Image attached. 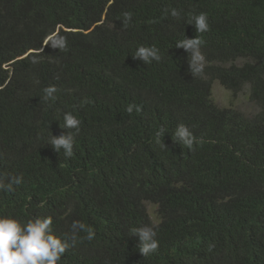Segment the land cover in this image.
<instances>
[{"label": "trees", "instance_id": "trees-1", "mask_svg": "<svg viewBox=\"0 0 264 264\" xmlns=\"http://www.w3.org/2000/svg\"><path fill=\"white\" fill-rule=\"evenodd\" d=\"M201 12L196 33L187 19ZM195 36L192 76L176 45ZM140 45L160 61L133 59ZM213 81L232 97L246 86L257 111L215 105ZM65 111L81 120L71 158L46 144L74 131ZM178 123L191 150L173 141ZM13 177L0 215L51 217L61 237L73 222L93 230L58 264H264V0H0V183ZM145 225L159 247L143 257L130 229Z\"/></svg>", "mask_w": 264, "mask_h": 264}, {"label": "clouds", "instance_id": "clouds-1", "mask_svg": "<svg viewBox=\"0 0 264 264\" xmlns=\"http://www.w3.org/2000/svg\"><path fill=\"white\" fill-rule=\"evenodd\" d=\"M174 18H179L180 13L176 9L171 10ZM131 19L130 14H125L124 23L127 24ZM187 24L193 25L196 33H204L209 29L208 17L206 13L190 14ZM203 41L195 36L194 38L184 37L180 40L176 47L182 48L188 54L189 71L192 76H197L203 72V56L200 48ZM53 47H66V38H58ZM133 59L143 61L149 64L152 61L159 62L161 55L159 49L155 46H138L131 54ZM54 86L44 89V99L54 100L56 92ZM135 105H128L126 111L131 114ZM63 128L74 131H63L60 135H52L50 133L47 143L56 153L63 151L66 158L74 155L73 148L75 143V135L78 134L81 120L73 113V111H65L62 113ZM165 132L157 133V142L163 147L162 136ZM173 140L179 146L182 144L188 149H192L196 138L190 128L178 123L172 132ZM22 182L21 177H13L11 183L4 185L0 183V188L12 190L11 185H19ZM87 233L88 240L93 239L94 232L91 227L83 222H73L71 224V234L63 237L54 234L52 229V219L47 216H37L21 223L11 216L0 215V264H58L61 256L66 252L70 245H75L78 239V233ZM130 236L138 237V251L143 257L149 256L157 252L159 241L156 238L157 232L152 226L132 227Z\"/></svg>", "mask_w": 264, "mask_h": 264}, {"label": "rangeland", "instance_id": "rangeland-1", "mask_svg": "<svg viewBox=\"0 0 264 264\" xmlns=\"http://www.w3.org/2000/svg\"><path fill=\"white\" fill-rule=\"evenodd\" d=\"M210 94L213 103L219 107H231L245 116H251L257 111L256 105L247 97L246 86H244L240 92L232 97L227 90L218 84L217 81H213L211 84ZM145 207L150 217L153 218L154 206L149 203H145Z\"/></svg>", "mask_w": 264, "mask_h": 264}]
</instances>
